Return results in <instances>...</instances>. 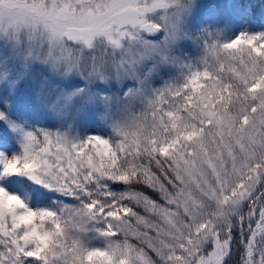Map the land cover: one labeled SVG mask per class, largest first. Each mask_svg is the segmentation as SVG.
I'll return each mask as SVG.
<instances>
[{
    "label": "snow or ice",
    "instance_id": "6c2138e0",
    "mask_svg": "<svg viewBox=\"0 0 264 264\" xmlns=\"http://www.w3.org/2000/svg\"><path fill=\"white\" fill-rule=\"evenodd\" d=\"M0 264H264V0H0Z\"/></svg>",
    "mask_w": 264,
    "mask_h": 264
},
{
    "label": "rangeland",
    "instance_id": "374dc122",
    "mask_svg": "<svg viewBox=\"0 0 264 264\" xmlns=\"http://www.w3.org/2000/svg\"><path fill=\"white\" fill-rule=\"evenodd\" d=\"M202 2H208V0H202ZM27 85L24 86V90H27Z\"/></svg>",
    "mask_w": 264,
    "mask_h": 264
}]
</instances>
